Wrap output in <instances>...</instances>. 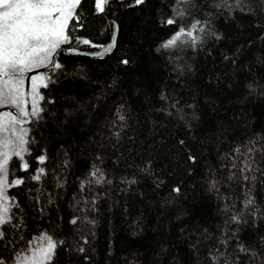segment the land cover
<instances>
[{
    "label": "trees",
    "instance_id": "1",
    "mask_svg": "<svg viewBox=\"0 0 264 264\" xmlns=\"http://www.w3.org/2000/svg\"><path fill=\"white\" fill-rule=\"evenodd\" d=\"M115 22L38 87L0 264H264V0H81L61 46Z\"/></svg>",
    "mask_w": 264,
    "mask_h": 264
},
{
    "label": "snow or ice",
    "instance_id": "2",
    "mask_svg": "<svg viewBox=\"0 0 264 264\" xmlns=\"http://www.w3.org/2000/svg\"><path fill=\"white\" fill-rule=\"evenodd\" d=\"M106 0H95V6L103 10ZM144 0H136V4H142ZM81 4V0H0V106L19 107L18 93L23 83V74L37 66H46L53 63L52 56L62 43L68 41L66 27L70 18L75 15V9ZM167 24H173V19H168ZM183 34V29L161 45L169 48ZM191 35V33H188ZM83 43H90L84 40ZM127 64L129 61L124 60ZM59 68V64L54 65ZM39 79V78H37ZM35 85V80L33 81ZM11 115V114H9ZM33 115H36L33 112ZM14 120V117L12 118ZM21 145L27 141L23 136L19 137ZM11 142L0 141V200L4 199L3 186L6 180L4 170L10 158ZM13 151L11 154L22 159V152ZM41 163L45 157H39ZM27 169L28 165H23ZM43 174L44 170H39ZM33 179L39 180L40 176ZM247 179V177H245ZM22 181L16 180L15 184ZM179 191V189H175ZM251 203V201H249ZM8 209L4 208L0 213V226L10 222L7 215ZM233 219H236L235 217ZM75 223V220L72 221ZM4 238V232L0 231V239ZM47 247L42 249L43 259L50 261L55 253L56 242L51 237H45ZM243 250V249H242Z\"/></svg>",
    "mask_w": 264,
    "mask_h": 264
},
{
    "label": "rangeland",
    "instance_id": "3",
    "mask_svg": "<svg viewBox=\"0 0 264 264\" xmlns=\"http://www.w3.org/2000/svg\"><path fill=\"white\" fill-rule=\"evenodd\" d=\"M46 66H37L35 68H32L31 70L25 71L23 74V83L20 85V89L18 93L19 107H15L23 116H26V110H27L26 99H25V87H26L27 73L30 71H34V70L43 69ZM51 75L52 73L46 74L45 72L40 70L31 77L30 98H31L32 115H33V112L37 114V111L39 110L38 109L39 98L37 94L38 87L40 85L46 84L47 81L51 79ZM34 80H35V85L33 84ZM8 106H11V105H8ZM3 107H6V106H0V108H3ZM34 116L36 115H33V117ZM13 117L14 115L8 111L3 110L0 112V141L8 140L11 142L10 147L8 149L10 152V158L4 170V176L6 177V180L3 186L4 199L0 200V213L3 212L4 208H7L8 209L7 215H9L10 204H11V199L8 195V188L10 186L9 164H10L11 158L14 156V154H11V153L13 151H20V149L23 148V149H26L25 151L22 152V157L24 156L25 152L27 151L28 134H29V129H30L29 126L19 123L15 119V117L13 120L12 119ZM20 136L24 137V139L27 141L26 144H23V145L20 144L19 142ZM45 237H51V236L48 235L47 233H42L38 235L33 240L29 251L27 253H24L20 257H18L14 264H46L48 261L43 259L42 252H41L42 249L47 247V240L45 239ZM51 239L54 241L52 237Z\"/></svg>",
    "mask_w": 264,
    "mask_h": 264
},
{
    "label": "water",
    "instance_id": "4",
    "mask_svg": "<svg viewBox=\"0 0 264 264\" xmlns=\"http://www.w3.org/2000/svg\"><path fill=\"white\" fill-rule=\"evenodd\" d=\"M109 2H110V0H106L105 4L103 6L105 13L108 12ZM115 24H116V32H115L114 38L110 42L103 45L101 48L96 49V50H85V49H80V48H77L74 46H69V47L60 46L52 56L53 63L48 64L43 69L34 70V71H30L27 73L26 87H25V99H26V105H27L26 116H23L14 106H6L3 108H0V112L3 110L8 111L14 115L15 119L19 123L24 124V125L30 124L32 122V119H33V115L31 112L32 107H31V98H30V87H31V81L30 80H31V77L40 70L45 72L46 74H50L52 72V70L55 68L54 65L56 64L57 55L61 51L65 52L66 54H81V55H88V56H97V55L103 54L110 47H112L116 44L117 35H118V25L116 22H115Z\"/></svg>",
    "mask_w": 264,
    "mask_h": 264
},
{
    "label": "flooded vegetation",
    "instance_id": "5",
    "mask_svg": "<svg viewBox=\"0 0 264 264\" xmlns=\"http://www.w3.org/2000/svg\"><path fill=\"white\" fill-rule=\"evenodd\" d=\"M26 114H27V110H26Z\"/></svg>",
    "mask_w": 264,
    "mask_h": 264
}]
</instances>
